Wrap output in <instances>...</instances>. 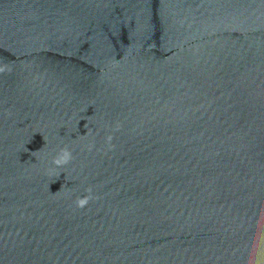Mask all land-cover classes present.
<instances>
[{"label": "water", "instance_id": "obj_1", "mask_svg": "<svg viewBox=\"0 0 264 264\" xmlns=\"http://www.w3.org/2000/svg\"><path fill=\"white\" fill-rule=\"evenodd\" d=\"M0 69V264H264V0H0Z\"/></svg>", "mask_w": 264, "mask_h": 264}, {"label": "clouds", "instance_id": "obj_2", "mask_svg": "<svg viewBox=\"0 0 264 264\" xmlns=\"http://www.w3.org/2000/svg\"><path fill=\"white\" fill-rule=\"evenodd\" d=\"M2 70V69H0ZM87 127V126H86ZM117 128H119V125H117ZM107 140L110 142L112 140V136L109 135L107 137ZM73 159L72 152L68 147H63L59 150L56 156L53 157L52 159V164L56 166V169H50L49 174L50 175H55L56 177H59L60 172L57 171V169L61 168L62 166L68 164L71 160ZM65 188V185L61 186V189L58 190L57 192L53 193L54 195L63 191ZM88 195L82 196V197H77L75 203L77 207L83 208L85 207L91 199L94 197L92 196V190L91 188H88L87 190Z\"/></svg>", "mask_w": 264, "mask_h": 264}]
</instances>
